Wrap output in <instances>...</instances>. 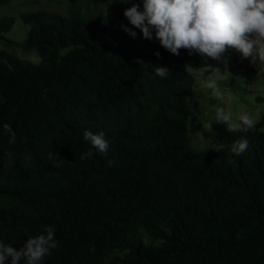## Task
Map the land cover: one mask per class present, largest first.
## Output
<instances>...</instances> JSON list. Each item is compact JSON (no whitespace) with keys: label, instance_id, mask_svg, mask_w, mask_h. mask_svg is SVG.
Wrapping results in <instances>:
<instances>
[{"label":"trees","instance_id":"1","mask_svg":"<svg viewBox=\"0 0 264 264\" xmlns=\"http://www.w3.org/2000/svg\"><path fill=\"white\" fill-rule=\"evenodd\" d=\"M19 20L40 60L0 53V241L19 250L51 225L59 246L44 264H264V117L191 147L189 70L223 60L171 54L100 17ZM86 130L105 133L107 156Z\"/></svg>","mask_w":264,"mask_h":264},{"label":"clouds","instance_id":"2","mask_svg":"<svg viewBox=\"0 0 264 264\" xmlns=\"http://www.w3.org/2000/svg\"><path fill=\"white\" fill-rule=\"evenodd\" d=\"M119 2L131 4L125 8L124 16L130 25L140 30L143 38L155 39L171 54L180 55L179 50L186 49L189 55L198 54L226 63L224 54L234 49L241 58L249 59L259 69L264 66V0H142V7L133 0ZM120 27L131 37H137L133 28L124 24ZM156 56L159 57L160 53L156 52ZM140 63L143 65V61ZM152 70L160 78H166L169 71L164 66ZM199 89L206 96L223 100L215 79H202ZM212 112L213 120L231 124L233 130L246 132L255 127L250 112H241L235 122L232 114L219 104L212 108ZM2 127L10 134L9 143L14 144L15 132L8 124ZM83 135L94 149L107 156L110 143L105 133L86 130ZM222 147L217 145L211 149L220 151ZM248 148V140L242 138L232 145L231 151L240 156ZM91 154L90 151L86 155ZM54 155L50 152L48 157L53 163L56 162ZM55 233V228L47 225L41 234L29 237L19 250L0 241V264H44V258L59 246Z\"/></svg>","mask_w":264,"mask_h":264},{"label":"rangeland","instance_id":"3","mask_svg":"<svg viewBox=\"0 0 264 264\" xmlns=\"http://www.w3.org/2000/svg\"><path fill=\"white\" fill-rule=\"evenodd\" d=\"M133 3L141 4L142 7V3H138L137 0H133ZM127 7H131V4L120 2L95 4L93 0H0V19L15 20L14 25L7 29L6 33L0 31V53L14 55L34 64L39 63L40 58L35 50L21 47L27 27L19 20L21 14L36 12L82 21L100 17V22L103 23L101 27L124 32L120 27L124 24L133 28L138 33L136 38L144 44L156 41L143 38L140 30L130 25L124 16ZM226 58V63L224 61L209 63L204 68L189 70L195 82L191 96L188 97L193 112L189 119L191 147L198 152L205 150L220 134L238 130H233L231 124L225 125L213 120L212 108L215 105L223 106L232 114L233 122L238 119L241 112H250L255 124L264 117V66L259 69V66L250 63L249 59L241 58L234 49L229 50ZM206 78L217 81L223 95L222 101L201 93L199 83Z\"/></svg>","mask_w":264,"mask_h":264}]
</instances>
